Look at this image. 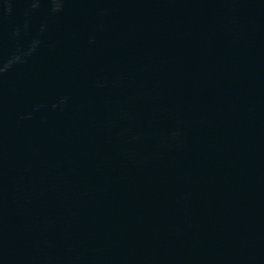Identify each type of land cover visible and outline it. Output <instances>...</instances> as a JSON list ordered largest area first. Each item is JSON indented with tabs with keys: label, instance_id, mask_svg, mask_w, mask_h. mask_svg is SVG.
Instances as JSON below:
<instances>
[{
	"label": "water",
	"instance_id": "1",
	"mask_svg": "<svg viewBox=\"0 0 264 264\" xmlns=\"http://www.w3.org/2000/svg\"><path fill=\"white\" fill-rule=\"evenodd\" d=\"M0 264H264V0H0Z\"/></svg>",
	"mask_w": 264,
	"mask_h": 264
}]
</instances>
